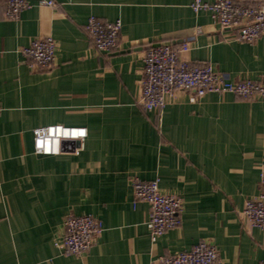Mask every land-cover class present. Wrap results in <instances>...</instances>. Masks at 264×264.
Segmentation results:
<instances>
[{
	"label": "crops",
	"instance_id": "crops-1",
	"mask_svg": "<svg viewBox=\"0 0 264 264\" xmlns=\"http://www.w3.org/2000/svg\"><path fill=\"white\" fill-rule=\"evenodd\" d=\"M27 1L14 22L0 0V264H152L201 241L216 246L220 264H264L263 231L242 214L264 176V99L211 93L192 103L178 92L161 114L139 104L149 46L189 41L190 61L264 83V40H231L194 0ZM90 16L121 21L115 52L94 50ZM37 37L57 43L51 70H34L22 53ZM48 126L86 137L38 154L34 130ZM132 177L180 197L179 228L150 239L149 205L135 200ZM69 214L103 228L85 256L59 252Z\"/></svg>",
	"mask_w": 264,
	"mask_h": 264
},
{
	"label": "built area",
	"instance_id": "built-area-1",
	"mask_svg": "<svg viewBox=\"0 0 264 264\" xmlns=\"http://www.w3.org/2000/svg\"><path fill=\"white\" fill-rule=\"evenodd\" d=\"M4 1V17L9 21H19L21 14L32 7L27 0ZM38 3L51 8L57 5L56 0H39ZM191 9L195 13L209 12L222 30L230 31L229 38L235 42L254 45L264 40V0H194ZM121 28L120 20L108 23L90 16L85 32L94 50L111 54L119 48ZM200 32L195 29L194 34ZM56 50L57 43L52 37H37L22 49V53L31 68L48 71L55 65ZM190 50V42L185 41L178 48L161 44L149 46L144 51L139 104L145 111L161 114L166 107V97L178 92L188 94L192 103L211 93H230L248 101L264 99V83L231 80L228 74L216 71L211 64L190 61L187 58ZM81 130L83 135H73ZM34 137L36 153L57 154L65 150V141L83 140L86 130L48 126L35 129ZM37 142H40L39 148ZM74 151L78 153V149ZM131 182L135 200L149 205L147 228L152 241L181 226L184 205L180 197L163 193L156 180L132 177ZM242 214L249 227L258 228L264 234V176L258 195L247 199ZM63 228L64 234L58 244L63 256L87 255L103 232L100 222L91 215L69 214L64 218ZM152 264H220V261L216 246L201 241L188 251L160 257Z\"/></svg>",
	"mask_w": 264,
	"mask_h": 264
},
{
	"label": "clouds",
	"instance_id": "clouds-1",
	"mask_svg": "<svg viewBox=\"0 0 264 264\" xmlns=\"http://www.w3.org/2000/svg\"><path fill=\"white\" fill-rule=\"evenodd\" d=\"M84 134V131L81 130L79 133H73V135H83ZM65 135H67V133H65ZM37 147L39 148L40 147V142H37Z\"/></svg>",
	"mask_w": 264,
	"mask_h": 264
}]
</instances>
